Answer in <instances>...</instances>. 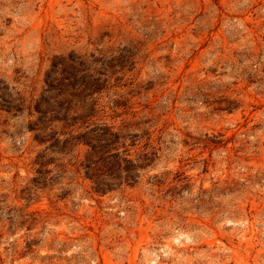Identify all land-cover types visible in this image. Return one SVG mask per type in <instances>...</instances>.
I'll return each mask as SVG.
<instances>
[{
  "label": "rangeland",
  "instance_id": "obj_1",
  "mask_svg": "<svg viewBox=\"0 0 264 264\" xmlns=\"http://www.w3.org/2000/svg\"><path fill=\"white\" fill-rule=\"evenodd\" d=\"M0 264H264V0H0Z\"/></svg>",
  "mask_w": 264,
  "mask_h": 264
}]
</instances>
